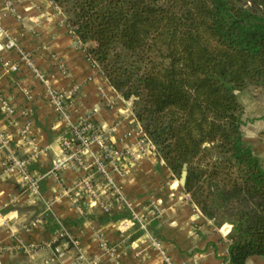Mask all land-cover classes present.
<instances>
[{
	"label": "crops",
	"instance_id": "1",
	"mask_svg": "<svg viewBox=\"0 0 264 264\" xmlns=\"http://www.w3.org/2000/svg\"><path fill=\"white\" fill-rule=\"evenodd\" d=\"M0 26L45 77V82L34 77L0 38V100L12 110L6 115L0 108V131L12 136L16 129L11 121L17 127L29 123L28 142L13 135L12 144H17L21 159L30 160V172L39 178L38 193L25 192L15 172L2 168L0 153V264H44L47 251L23 253L18 242L58 240L65 249L66 242L59 240L65 232L101 264H161L150 239L157 240L175 264H228L226 236L231 227H217L203 217L154 151H145L136 163L122 158L113 177L122 202L96 176L95 196L85 192L83 182L92 169L50 173L52 161L61 153L60 140L68 135V123L58 118L48 89L67 93L71 122L89 118L105 131L113 129L111 142L120 149L135 151L141 129L126 101L88 59L89 44H81L68 32L64 15L51 0H0ZM10 65L17 70L11 71ZM61 66L68 74L61 73ZM252 90L257 93L251 106H244L245 94ZM237 98L245 109L243 141L264 166V87H251ZM85 161L90 164V154ZM34 219L40 222L27 232L26 225ZM102 242L114 253H105ZM245 264H264V258L250 257Z\"/></svg>",
	"mask_w": 264,
	"mask_h": 264
},
{
	"label": "trees",
	"instance_id": "2",
	"mask_svg": "<svg viewBox=\"0 0 264 264\" xmlns=\"http://www.w3.org/2000/svg\"><path fill=\"white\" fill-rule=\"evenodd\" d=\"M172 178L217 227L228 264L264 258V166L237 93L264 87V0H51Z\"/></svg>",
	"mask_w": 264,
	"mask_h": 264
},
{
	"label": "built area",
	"instance_id": "3",
	"mask_svg": "<svg viewBox=\"0 0 264 264\" xmlns=\"http://www.w3.org/2000/svg\"><path fill=\"white\" fill-rule=\"evenodd\" d=\"M7 7L10 9V4H7ZM67 28L68 32L75 37L72 29L68 25ZM0 38H3L5 41L3 44L5 49L16 51L20 56V60L31 70L34 77L45 82L43 73L35 67L31 56L24 52L15 39L9 37L1 26ZM60 68L63 75L68 74L64 67L61 66ZM9 69L11 71H16L17 67L16 65H10ZM76 89L77 88H74V90ZM47 94L54 106L58 118L68 123V135L60 140L61 153L52 161L50 173L56 176L66 168L92 169L89 179L87 178L83 182L85 192L95 196L92 182L96 176L101 180L103 187H106V189L110 191L115 200L117 202H122V195L117 189L113 178L114 175L118 174L120 171V162L122 158L127 157L131 162L136 163L145 151H154L153 145L142 133L141 138L135 143V151L129 147L120 149L111 142L110 133L113 129L105 131L89 118L81 119L76 122L70 121V98L67 93L48 89ZM0 108L6 115L12 113L11 108L3 99L0 100ZM10 124L16 129L12 134L23 142H28L29 123L19 127H17L16 122L11 121ZM13 135L10 136L0 131V153L4 154L1 163L2 168L8 172H15L19 178L20 186L25 192L37 194L39 190V178L31 174L29 169L30 160L21 159L18 156V146L17 144H12ZM87 154L91 155L90 164H87L85 161V156ZM134 219L138 220L137 217H134ZM39 222L40 219L31 220L25 227L26 231H32ZM59 240H64L68 248H62L58 240L45 244H39L28 240L25 242L19 241L16 247L27 254L44 249L47 251V256L43 261L44 264H101L98 259L87 255L82 249L79 240L71 234L67 232L62 233ZM150 244L159 253L161 264H175L174 261L164 253L157 240L150 239ZM101 248L107 254L114 253L113 249L104 242H102ZM139 254L140 253H138V255Z\"/></svg>",
	"mask_w": 264,
	"mask_h": 264
},
{
	"label": "water",
	"instance_id": "4",
	"mask_svg": "<svg viewBox=\"0 0 264 264\" xmlns=\"http://www.w3.org/2000/svg\"><path fill=\"white\" fill-rule=\"evenodd\" d=\"M134 100H135V98L131 97L128 101L125 102V106L130 109L133 105ZM186 176H187V165L185 164L182 167V171H181L180 177L178 179V184L181 187H183L185 185Z\"/></svg>",
	"mask_w": 264,
	"mask_h": 264
},
{
	"label": "rangeland",
	"instance_id": "5",
	"mask_svg": "<svg viewBox=\"0 0 264 264\" xmlns=\"http://www.w3.org/2000/svg\"><path fill=\"white\" fill-rule=\"evenodd\" d=\"M248 89H249V88H248ZM248 89H246V90H248ZM250 89H251V88H250ZM246 90H245V91H246ZM243 92H244V91H243ZM241 93H242V92H241ZM253 93L255 94V93H257V92H254V91L252 90V93L250 92V94H245V96H247L248 99L245 100V103L243 102V105H244V106H245V105H246V106H247V105H248V106H251V103H252V101H253V98L255 97V95H254ZM253 95H254V96H253ZM245 96H242V100L245 99V98H243V97H245ZM257 96H258V95H256V97H257ZM247 100H248V101H247ZM241 104H242V103H241ZM242 107H243V106H242ZM244 110H245V109L243 108V113H244ZM243 117H244V116H243V114H242V118H243ZM249 121H250V116H248V118L246 119V122H249ZM173 179L178 181L179 178L175 177V178H173Z\"/></svg>",
	"mask_w": 264,
	"mask_h": 264
}]
</instances>
